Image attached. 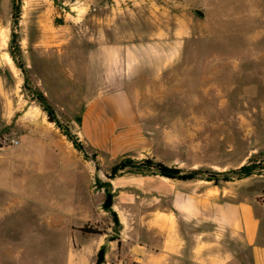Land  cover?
Wrapping results in <instances>:
<instances>
[{"label":"rangeland","instance_id":"1","mask_svg":"<svg viewBox=\"0 0 264 264\" xmlns=\"http://www.w3.org/2000/svg\"><path fill=\"white\" fill-rule=\"evenodd\" d=\"M146 159L264 205V0H0V264H88Z\"/></svg>","mask_w":264,"mask_h":264},{"label":"crops","instance_id":"2","mask_svg":"<svg viewBox=\"0 0 264 264\" xmlns=\"http://www.w3.org/2000/svg\"><path fill=\"white\" fill-rule=\"evenodd\" d=\"M119 180L111 183L118 232L88 236L73 228L80 243L91 240L84 246L91 254L88 264L101 246V264H264V205L247 191L238 195L212 180L159 174ZM99 196L101 213L91 216L97 220L109 214L102 207L104 189ZM77 211L79 219L90 216L92 203Z\"/></svg>","mask_w":264,"mask_h":264},{"label":"trees","instance_id":"3","mask_svg":"<svg viewBox=\"0 0 264 264\" xmlns=\"http://www.w3.org/2000/svg\"><path fill=\"white\" fill-rule=\"evenodd\" d=\"M40 98L44 100L43 96L40 95ZM51 118H53L51 116ZM145 162L147 165L140 164L137 168L132 169V173H137V174H143V175H148V174H159L165 177L173 178V179H180V180H188V179H195L199 178L198 172L197 171H186L184 172L183 170L179 168H174V167H169L165 165L162 162H153L152 159H146ZM144 166L148 169H150V166H152V170H144ZM116 168V167H114ZM226 180L228 178L225 177ZM206 180H216V177L209 176L206 178ZM98 184L101 185V187L104 189V200L102 203V207L104 210L108 211L112 217L114 223L119 227L120 222L117 216V213L113 211L112 205H113V198H114V191L112 189V185L110 182H102L100 179H97ZM216 184V183H215ZM81 232L84 234H103L102 231L93 228L91 226L84 225L83 227L80 228ZM104 254H105V246H101V248L98 251L97 258L94 264H101L104 261Z\"/></svg>","mask_w":264,"mask_h":264},{"label":"water","instance_id":"4","mask_svg":"<svg viewBox=\"0 0 264 264\" xmlns=\"http://www.w3.org/2000/svg\"><path fill=\"white\" fill-rule=\"evenodd\" d=\"M197 12L200 14V15H203L204 13L202 12V11H200V10H197ZM131 167H138L139 166V164H132V165H130ZM97 168H99L98 166H97ZM116 173H117V170H114L112 173H110V174H107L106 176L108 177V178H113L115 175H116Z\"/></svg>","mask_w":264,"mask_h":264},{"label":"built area","instance_id":"5","mask_svg":"<svg viewBox=\"0 0 264 264\" xmlns=\"http://www.w3.org/2000/svg\"><path fill=\"white\" fill-rule=\"evenodd\" d=\"M18 143V141L17 140H12V144H17Z\"/></svg>","mask_w":264,"mask_h":264}]
</instances>
